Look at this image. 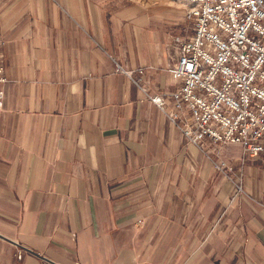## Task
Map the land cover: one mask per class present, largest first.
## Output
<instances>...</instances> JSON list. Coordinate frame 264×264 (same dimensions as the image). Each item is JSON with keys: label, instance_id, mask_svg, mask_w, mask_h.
Returning <instances> with one entry per match:
<instances>
[{"label": "crops", "instance_id": "obj_1", "mask_svg": "<svg viewBox=\"0 0 264 264\" xmlns=\"http://www.w3.org/2000/svg\"><path fill=\"white\" fill-rule=\"evenodd\" d=\"M174 18L133 0H0V264H264V154L223 145L226 178L213 144L189 143L118 70L144 68L172 107Z\"/></svg>", "mask_w": 264, "mask_h": 264}, {"label": "built area", "instance_id": "obj_2", "mask_svg": "<svg viewBox=\"0 0 264 264\" xmlns=\"http://www.w3.org/2000/svg\"><path fill=\"white\" fill-rule=\"evenodd\" d=\"M191 32L170 35L166 69L178 87L170 107L161 92L151 93L146 70L118 64L142 93L167 115L189 143L206 151L215 167L233 180L234 167L219 156L225 144H239L244 157L264 154V0H183ZM6 40L0 33V111L5 105ZM236 192H243L236 184ZM22 259L23 250L16 254Z\"/></svg>", "mask_w": 264, "mask_h": 264}, {"label": "rangeland", "instance_id": "obj_3", "mask_svg": "<svg viewBox=\"0 0 264 264\" xmlns=\"http://www.w3.org/2000/svg\"><path fill=\"white\" fill-rule=\"evenodd\" d=\"M135 4L142 7H153L168 11L175 18L172 20V30L168 34L173 36H186L191 30L186 20V11L183 0H133Z\"/></svg>", "mask_w": 264, "mask_h": 264}]
</instances>
